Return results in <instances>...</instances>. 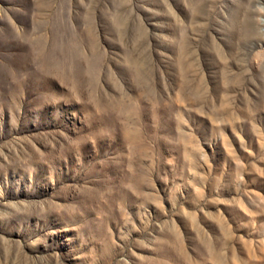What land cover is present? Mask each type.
<instances>
[{"label":"rangeland","instance_id":"374dc122","mask_svg":"<svg viewBox=\"0 0 264 264\" xmlns=\"http://www.w3.org/2000/svg\"><path fill=\"white\" fill-rule=\"evenodd\" d=\"M0 264H264V0H0Z\"/></svg>","mask_w":264,"mask_h":264}]
</instances>
